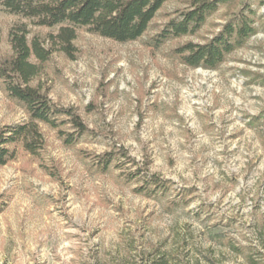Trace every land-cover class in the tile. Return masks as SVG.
<instances>
[{"label": "rangeland", "instance_id": "rangeland-1", "mask_svg": "<svg viewBox=\"0 0 264 264\" xmlns=\"http://www.w3.org/2000/svg\"><path fill=\"white\" fill-rule=\"evenodd\" d=\"M264 0L257 33L218 70L190 68L175 49L205 43L229 20L222 6L194 36L156 47L187 8L170 0L137 41L80 28L75 59L54 52L31 85L90 129L72 145L41 124L38 156L0 166V264H264ZM26 23L48 47L57 29L0 11V55ZM0 80V128L27 121ZM115 154L107 171L97 156ZM122 153L126 156H122ZM167 191L143 192L145 173ZM137 174H140L137 176Z\"/></svg>", "mask_w": 264, "mask_h": 264}, {"label": "trees", "instance_id": "trees-1", "mask_svg": "<svg viewBox=\"0 0 264 264\" xmlns=\"http://www.w3.org/2000/svg\"><path fill=\"white\" fill-rule=\"evenodd\" d=\"M170 0H0V11L27 19L34 26L57 29L48 35V47L39 38L31 42L26 23L14 26L9 33L12 54L0 55V80L5 84L8 96L17 101L27 113V121L0 128V166L16 158L17 149L38 156L44 148L40 125L60 129L69 125L74 133L59 130L67 145H72L90 133L80 115L73 108L55 105L46 93L31 83L40 74L41 66L50 60L54 52H62L75 59L77 31L89 33L118 43H130L140 39L149 29L158 12ZM233 6L229 20L222 30L205 43L187 42L175 49L182 64L190 68L215 71L236 50L243 48L257 33V11L249 0H189L188 6L177 11L154 36L156 47L183 37L196 35L207 20L222 6ZM264 5V1L260 2ZM115 154L97 156V164L107 171L115 163ZM122 156H126L122 153ZM145 173L143 192L157 194L167 191L166 182L157 175ZM140 174H137V176ZM251 264H259L256 258H248ZM157 264H164L158 262Z\"/></svg>", "mask_w": 264, "mask_h": 264}]
</instances>
